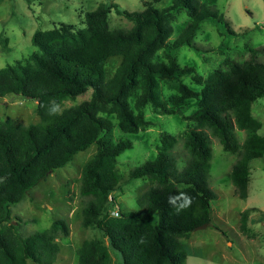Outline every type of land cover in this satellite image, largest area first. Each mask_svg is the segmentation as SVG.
<instances>
[{
	"label": "trees",
	"instance_id": "obj_1",
	"mask_svg": "<svg viewBox=\"0 0 264 264\" xmlns=\"http://www.w3.org/2000/svg\"><path fill=\"white\" fill-rule=\"evenodd\" d=\"M162 1H145L143 10L132 12L120 10L114 3H99L85 13L87 29L78 31L76 38L65 24L51 31L36 30L31 37L39 53L32 56L35 67L18 64L0 71V98L13 95L33 101L39 117L37 124L27 126L12 120L0 123L2 264L56 262L60 247L51 230L14 237L8 225L12 223L10 208L49 174L70 164L77 153L92 145L96 152L82 168L79 194L93 200L81 211V226L99 232L102 239L82 243L76 251L78 264H185L181 239L188 238L200 225H210L211 203L216 199L207 184L211 149L204 129L217 138L223 152L237 155L230 181L238 198L246 199L248 163L264 154V136L258 135L261 125L251 114V104L264 97V64L255 62L258 54H264V47L249 49L248 61L232 64L230 71L206 79L200 92L180 85L179 96L169 107L157 93V78L192 75L195 70L180 66L171 55H167L166 62L159 61L156 52L162 49L173 53L182 47L199 51L194 39L206 21L215 22L226 34H237L211 5L197 0H172L168 6L156 8ZM111 10L131 26L108 30ZM181 11L188 13L190 21L169 42L170 17ZM69 40L74 43L68 44ZM5 44L2 40L4 49ZM112 57H119L120 62L108 78L105 65ZM88 92L87 100L58 112L65 101ZM130 98L134 100L132 105ZM189 98H197L199 108L182 116L181 101ZM108 106L115 113L117 125L134 135L150 125L144 117L148 106L156 114L179 115L194 123L198 128L183 138L186 157L182 168L172 153L177 139L164 135L160 150L151 159L126 176L119 174L115 168L117 159L133 144L127 139H107L115 124L100 112ZM237 131L244 133L241 143ZM139 179H148L152 184L138 199L139 210L121 213L118 209V217L111 216L115 200L109 199L110 194ZM255 211L258 212L251 208L240 213L243 232ZM53 227L68 235L65 222L56 220ZM110 252L116 254L115 260Z\"/></svg>",
	"mask_w": 264,
	"mask_h": 264
},
{
	"label": "rangeland",
	"instance_id": "obj_2",
	"mask_svg": "<svg viewBox=\"0 0 264 264\" xmlns=\"http://www.w3.org/2000/svg\"><path fill=\"white\" fill-rule=\"evenodd\" d=\"M145 1L151 2V0H41L27 3L25 0H0V71L9 66L16 67L18 64L35 67L32 56L39 53L31 44V37L36 30L51 31L60 29V26L65 24L69 27L70 35L76 38L78 31L87 29L85 13L94 10L99 3L108 5L114 3L120 10L132 12L143 10ZM197 1L213 6L224 16L229 28L237 35L226 34L215 22L206 21L194 39L199 51L182 47L173 53L162 49L156 52L155 58L159 61L166 62L167 55H171L180 66H191L195 70L192 75L157 78V93L169 107H173L172 100L179 96L177 89L180 85L200 92L206 79L230 71L232 64L248 61L251 57L249 49L264 47V0ZM171 2L172 0H163L155 7L162 9ZM189 21L190 17L186 11L171 15L172 35L169 42L175 40ZM130 26L131 22L113 10L110 11L108 30L127 29ZM2 40L6 41L5 49L1 45ZM73 43L72 40L68 42ZM119 62V57L108 59L105 65L108 78L112 76ZM255 62L264 64V54H258ZM89 95L90 92L73 101H65L58 112L87 100ZM129 101L132 105L134 100L130 98ZM181 105L182 116H189L199 108L197 98L183 100ZM100 114L110 118L115 124L107 139L113 142L127 139L133 144L132 149L118 157L115 166L117 172L124 176L151 159L160 150L161 138L164 135H171L177 139L172 153L180 162L178 167L181 169L186 157L182 147L183 138L190 130L198 128L194 123L183 120L182 116L159 115L148 106L144 109V117L150 125L134 135L124 132L117 125L111 107L108 106ZM251 114L261 125L258 135L264 136V97L251 104ZM7 120L25 126L37 124L39 117L36 104L13 95L0 98V123ZM204 132L208 135L211 149L207 184L215 193L216 199L211 203L210 225L205 229L191 232L188 238L181 239L186 252L185 264H264V154L262 158L248 163L247 197L241 200L235 194L230 181V172L237 161V155L223 152L210 130L204 129ZM236 133L241 143L244 133L242 131ZM95 152L96 146L92 145L87 150L77 153L70 164L49 174L45 180L28 191L21 202L10 208L12 225H8L14 237H27L35 232L51 230L54 241L60 247L54 264H78L76 251L82 243L102 239L99 232L81 226V211L93 197H82L79 194V179L83 166ZM151 186L148 179L133 180L120 191L110 194L109 199L114 198L121 213L135 212L140 208L138 199ZM251 208L257 209L258 212L250 215L246 232H243L240 229V213ZM56 220L65 222L68 228L67 236H64L59 228L53 227ZM103 241L106 245L104 239ZM110 256L112 260L117 258L114 252H110Z\"/></svg>",
	"mask_w": 264,
	"mask_h": 264
},
{
	"label": "built area",
	"instance_id": "obj_3",
	"mask_svg": "<svg viewBox=\"0 0 264 264\" xmlns=\"http://www.w3.org/2000/svg\"><path fill=\"white\" fill-rule=\"evenodd\" d=\"M110 215L114 216V217H118L119 210H118V206L116 204L114 205L113 209L111 210Z\"/></svg>",
	"mask_w": 264,
	"mask_h": 264
},
{
	"label": "water",
	"instance_id": "obj_4",
	"mask_svg": "<svg viewBox=\"0 0 264 264\" xmlns=\"http://www.w3.org/2000/svg\"><path fill=\"white\" fill-rule=\"evenodd\" d=\"M207 227H208L207 224H203V225H200V226L196 227V228L194 229V231L202 230V229H205V228H207Z\"/></svg>",
	"mask_w": 264,
	"mask_h": 264
},
{
	"label": "clouds",
	"instance_id": "obj_5",
	"mask_svg": "<svg viewBox=\"0 0 264 264\" xmlns=\"http://www.w3.org/2000/svg\"><path fill=\"white\" fill-rule=\"evenodd\" d=\"M56 109L53 107L52 111L54 112Z\"/></svg>",
	"mask_w": 264,
	"mask_h": 264
}]
</instances>
